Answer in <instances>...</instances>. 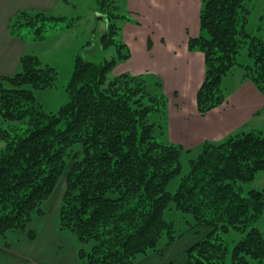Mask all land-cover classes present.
Listing matches in <instances>:
<instances>
[{
  "label": "trees",
  "instance_id": "trees-1",
  "mask_svg": "<svg viewBox=\"0 0 264 264\" xmlns=\"http://www.w3.org/2000/svg\"><path fill=\"white\" fill-rule=\"evenodd\" d=\"M121 1L95 0V13L106 27L78 49L68 101L56 113L46 112L34 94L57 85L55 66L25 54L14 74L1 77L0 236L26 232L33 240L30 224L45 215V202L64 180L57 227L74 237L81 264H136L161 253L184 234L165 220L168 210L191 216L187 231L207 229L186 249L184 264H226L229 253L230 264H264V232L255 227L264 194H245L241 187L264 170V131L241 130L188 150L159 141L165 96L149 91L143 75L110 76L131 56L119 37L121 22H133ZM251 1L199 0V31L188 38L187 48L204 57L196 94L201 116L225 102L231 88L223 81L235 67L241 68L242 81L264 95V13L258 33H250ZM64 23V16L21 10L8 31L23 42H39L50 31L71 26ZM94 43L97 55L91 58ZM110 47L115 56L101 57ZM243 48L251 64L239 63ZM151 114H160L158 121H151ZM184 156L189 157L186 174ZM230 230L245 232L231 252L222 237Z\"/></svg>",
  "mask_w": 264,
  "mask_h": 264
},
{
  "label": "crops",
  "instance_id": "crops-1",
  "mask_svg": "<svg viewBox=\"0 0 264 264\" xmlns=\"http://www.w3.org/2000/svg\"><path fill=\"white\" fill-rule=\"evenodd\" d=\"M58 1L0 0V79L17 71L23 55L40 57L35 52L36 43L10 37L8 26L12 17L21 10L55 14ZM124 3L133 22L123 24L121 37L131 56L117 64L114 74L143 75L154 86L160 84L158 92L163 88L167 98L163 143L180 145L185 150L197 149L205 141L220 142L241 130L264 131V95L241 77L220 107L204 116L197 112L196 94L204 78V57L200 52L189 51L187 41L198 35L199 0H124ZM258 118L261 119L256 121ZM62 194L49 197L43 206L47 209L45 215L30 224L29 229L35 233L33 240L26 232L11 231L0 236V264H81L69 239L41 240L36 232L58 230ZM49 212L51 218L47 220ZM202 229L205 235L207 229ZM178 242L177 239L161 253L140 258L136 264H184L185 251L192 244L178 245Z\"/></svg>",
  "mask_w": 264,
  "mask_h": 264
},
{
  "label": "rangeland",
  "instance_id": "rangeland-1",
  "mask_svg": "<svg viewBox=\"0 0 264 264\" xmlns=\"http://www.w3.org/2000/svg\"><path fill=\"white\" fill-rule=\"evenodd\" d=\"M119 6L122 8V12L125 13V3L124 1L119 2ZM96 3L95 0H73V5L59 6L56 15L64 16L65 23H70L71 26L67 29H59L58 31H50L47 38L43 41L34 42L35 52L39 54V58L46 64L55 66L57 68L58 81L57 85L52 88L34 91L36 99L42 104L43 109L49 113H56L59 108L68 101L67 86L71 79L75 57L78 54V49L82 48L87 42L93 41L95 39V34H99L104 31L106 24L98 18V14L95 13ZM251 13L249 15V22L247 25V30L250 33L257 34L260 25V16L264 13V0H252L250 2ZM124 24V23H123ZM121 22V27L123 26ZM97 37V36H96ZM120 39L122 40L121 34ZM90 51V52H89ZM95 43L92 45L91 49L88 50V55L92 58L96 56ZM115 48L110 47L106 50L101 51V57L110 59L115 56ZM239 63L243 65L251 64V60L248 57L247 50L242 49L239 57ZM115 69V68H114ZM120 75V74H119ZM241 68L235 67L233 70V75L231 77L225 78L223 81V86L225 88H231L236 81L241 77ZM110 76H118L113 72ZM147 85L149 91L155 94H163V88L161 91L154 87V82L147 78ZM166 98V97H165ZM167 99V98H166ZM160 114H151V121H158ZM261 118L256 119L259 121ZM158 135V134H157ZM157 139L163 142L161 134L157 136ZM3 144L0 141V150ZM188 156L183 157L182 161V174H186L189 169ZM178 180L172 183L168 189L169 191H174ZM243 192L246 194L250 190L262 191L264 194V170L259 171L254 179L248 183L241 184ZM65 183L64 180L60 181L56 186L53 194L58 197L64 191ZM52 194V195H53ZM51 195V196H52ZM50 196V197H51ZM45 207V206H44ZM43 207V208H44ZM47 210L44 208V211ZM52 211V210H50ZM51 212L48 213L46 219H50ZM55 216V215H54ZM164 218L167 221H171L175 225L177 232H184L182 237L178 239V245L193 244V242L204 235H202V228H196L193 231H187V221H191V216L188 214H182L175 210H168L164 214ZM54 219V218H53ZM53 219L51 220L53 222ZM255 227L264 232V207L262 214L257 220ZM38 233V238L41 240H56L69 239L74 246L76 243L74 237L66 233H60L56 228L54 233H46L45 231H36ZM245 236V232H240L236 230H230L222 235L224 240L227 242L229 247V252L232 251L233 247ZM230 264V253L228 255L227 263Z\"/></svg>",
  "mask_w": 264,
  "mask_h": 264
},
{
  "label": "water",
  "instance_id": "water-1",
  "mask_svg": "<svg viewBox=\"0 0 264 264\" xmlns=\"http://www.w3.org/2000/svg\"><path fill=\"white\" fill-rule=\"evenodd\" d=\"M98 18H99V19H101V16H100V15H98Z\"/></svg>",
  "mask_w": 264,
  "mask_h": 264
}]
</instances>
